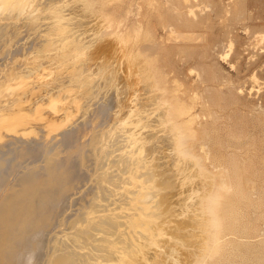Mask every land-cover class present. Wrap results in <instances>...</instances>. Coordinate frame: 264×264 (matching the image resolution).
Here are the masks:
<instances>
[{
	"label": "rangeland",
	"instance_id": "rangeland-1",
	"mask_svg": "<svg viewBox=\"0 0 264 264\" xmlns=\"http://www.w3.org/2000/svg\"><path fill=\"white\" fill-rule=\"evenodd\" d=\"M6 1L0 0V136H6L0 139V145L5 143L3 148L1 147L0 161L3 164L1 167L2 175L6 177L9 175L7 177L9 182L5 185L10 188L21 173L35 167L45 166L51 159L60 160L62 156L63 159L67 156V150L79 152L80 155L81 151L87 149V154L92 155L89 156L84 151L81 154L84 155L85 153L86 155L83 157L81 155L82 158L77 156L75 158L77 162L72 160L74 161L72 164H76V170L80 175L90 173L86 170L91 168V171L95 168L94 163H92L95 160V156H93L95 140L99 143V145L97 144L98 149H107V154L105 152L103 157L100 156L99 158L98 169H93V173L91 171L90 174L92 179L94 178L93 181L96 178L95 183L99 181L102 183L101 187L104 188L100 190L101 193L97 191L96 195H90L91 202L88 201L85 204L87 207L83 206L79 200L83 194L80 191L83 185L76 181L78 179L74 180L76 185L71 184L73 186H70L69 191L76 193L69 192L68 197L62 198L64 201L58 200L56 204L58 209L53 220L56 228L53 230V234H50L49 230L44 234L46 235L43 236L44 248L41 249L42 253L40 252L41 254L38 255L39 260L36 256L31 264H46L48 258L49 264L54 262V264H104V261L105 264L110 261L114 264H118L117 262L130 264L129 260H132V264H146V262L147 264H193L196 254L201 253L199 249L202 250L204 245L201 242L205 240V223L203 222L206 219L203 218H206V214L203 216V212H200V209L203 210V208H201L199 199L201 196L199 197V195L210 188L208 184L211 183L209 178L212 176L206 175L205 178V175H201L198 172L197 164L191 160L190 162L184 160V163L179 164L181 167L177 165V169L175 168V161L171 155L173 149L165 136L169 127L167 126V130L164 124H168V122L163 120L162 114V117L159 114L164 108L162 106L164 102L159 95H156L158 90L152 91L155 90V87H151V85L153 86L151 84L153 77L148 78L152 81L145 80V73L147 72L145 69L148 70V67L151 66L142 65L143 63L140 62L144 59L143 49L144 53L155 60V68L159 67L160 72L163 70L162 75H166L165 77L168 78L166 80L168 82L164 85L166 88L165 95L171 97L175 93L176 96H180L181 102L183 101L185 105L191 107V112L193 111L195 116L193 128L197 131L196 141H189L191 144L195 143L194 146L192 145V150L197 156L203 157L202 163L209 171L211 170L210 174H216L215 182L218 183L216 185L222 182V184L220 183L221 186L219 185L221 188L216 206V213L219 217V224L216 229L219 231L222 240L220 239L218 250L215 249L217 252H214L213 256H210L211 258H206L207 264H264V0ZM139 44L143 47L142 50ZM143 66L145 72H142ZM148 72H151V69ZM140 74L144 78V82L147 83L142 81ZM147 87L152 88L149 89L150 92L145 89ZM149 93L152 97L157 96L156 99L154 97L146 99L145 96H150ZM154 100H161L162 102L157 103ZM106 103L108 105L104 108ZM138 107L144 108L143 110L147 113L150 112L149 115ZM157 107L159 113H157ZM131 109L133 113L141 111L140 114L149 116V123H152V127L155 124L152 131L155 134V141L157 140L154 142L158 146L155 144V149L149 147L147 150V153L149 152L148 154L151 155L150 157L154 158V165L151 164L152 160L150 159L152 158L149 157V159V155L145 154V157L147 156L146 158L149 159L148 162L146 161L147 165L144 162L143 166H137L138 162H136L133 163L132 168L131 162L133 161H130L124 166L118 153L125 149V145L118 142L123 141L125 136H123V140L121 136L120 138L117 137L119 138V140L116 139L117 143H111V137L121 128H125L123 124L129 114L132 113L129 111ZM134 109L138 111L135 112ZM147 109L148 111H146ZM96 110L97 112H95ZM95 113L101 115L99 125L101 124L100 127L102 128L95 125L96 129L98 128L97 133H95V126L91 125L92 119L95 117L98 119ZM105 115L107 116L105 117ZM156 118L159 123L156 122ZM91 120L92 122H90ZM89 123L91 124L89 125ZM84 124L89 125L88 131L87 129L84 131L86 132L85 136L84 133L80 132L81 127L85 126ZM161 124L165 129L164 132L163 128L160 127ZM79 126L78 130L77 127ZM155 127L159 129V132L156 131ZM112 128L113 130H111ZM65 131H74L80 136L82 135L80 137L82 140L77 138V144H75L77 148L75 146L66 147L63 139L60 141L59 138L63 137ZM61 135L62 137H60ZM83 138H86L87 142ZM89 142L90 145H86ZM61 144L62 146H60ZM100 144L103 146L101 147ZM18 146L20 149L24 146L35 147L36 149L39 146V150L35 151L38 154L29 160L32 161V164L29 163L30 166L27 164L28 161L23 162L24 165H19L18 162L21 159L18 157ZM74 148L76 149L74 150ZM62 149L64 153H62ZM89 151L91 152L89 153ZM2 154L3 156H1ZM118 156L119 158H117ZM141 161L139 160V162ZM115 164L116 166H114ZM11 169L14 172L17 170L12 173ZM151 170L152 172H150ZM130 173L132 177H141L147 173L146 177L143 178L150 180L149 182H152L154 186L156 185L155 187L159 189L163 184L165 187L170 183L169 189L166 186L165 191L163 190L165 193L160 192L157 194L158 197L153 195L157 193L154 190L144 194H138L137 190H132V194L129 195L123 193L124 196L126 195L125 198L129 196L126 200L121 194L123 200L114 188H117L118 184L121 185L122 183L123 185V182L129 183ZM197 173H200L201 176ZM188 174L190 175L188 176ZM91 176L83 189L92 183ZM122 177L124 180L121 179ZM170 179L172 180L170 181ZM155 180L158 181L159 185ZM206 180L210 183H207ZM204 182H206V186ZM114 184L117 185L114 186ZM79 186L81 187L79 188ZM230 186L232 187L230 188ZM5 187V189L0 187V193L3 190L8 193L7 186ZM77 188H79L78 192ZM203 189H205L204 192ZM115 192L117 195L114 194ZM7 193H1L0 196L3 198ZM115 195L117 197L119 195L120 198ZM145 195L149 197L146 196V199ZM95 196L97 199L101 197L102 200L93 201ZM136 196L142 198L140 199L141 202L142 200L145 202L144 199L147 203L152 202L153 208L155 207L153 210L156 214L154 216L156 220L149 227L151 232L155 231L154 239L152 238L155 242L149 240V243L153 244L152 248L148 246L149 243H145L147 240L144 239L145 233L136 225L134 219L131 221V218H127L130 219L131 223L134 222L131 225L125 219L127 217L125 213L116 214L118 210H115L116 212L113 214L109 209L103 210L106 207H117L118 203L121 206L124 204V206L127 204V206L129 204L133 206L130 197L137 198ZM112 198L115 199L112 200ZM112 201H115L116 204ZM102 202L104 205L101 204ZM141 202L138 203L140 207L142 206ZM134 203L138 206L137 202L134 201ZM142 204L144 205V203ZM101 205L103 208L100 207ZM119 205L118 208H120ZM132 209L130 210L136 212L135 209V211ZM95 213L101 215L100 220L95 217ZM63 215L66 218L62 219ZM119 215L125 217L122 218L128 223L127 226L123 219H119ZM61 219L62 221H59ZM56 221L62 222V225L58 226ZM99 222L109 225V230L105 231L104 228L101 230L102 225ZM92 223H98L94 225L95 229L93 228L94 231L97 229L96 233L92 230ZM99 226L101 227L99 228ZM131 226H135L137 232L135 228L132 230ZM144 226L147 227L148 225ZM138 232L141 233L138 234ZM158 233L160 235L156 242L155 238H157ZM129 235L135 238L132 236L128 238ZM122 237L125 240L128 238V241ZM111 238L112 241L106 240ZM113 239H115L114 242ZM100 241L103 242L101 245ZM132 242L139 245L134 246ZM51 243L53 244L51 245ZM105 243L106 245H103ZM110 243L114 248L109 249ZM123 243L124 247L128 248L127 253L122 252L125 255L116 252ZM98 245L100 247H97ZM105 246L111 251V255L109 251H105V249L107 250ZM115 247L116 251L114 252ZM159 249L163 250V253ZM194 250L197 253L196 251L193 252ZM157 252L159 253L157 254ZM101 253L102 255L105 253L107 256L102 257ZM115 253L117 254L115 255ZM64 257L68 258L63 259ZM99 259L101 262L97 263Z\"/></svg>",
	"mask_w": 264,
	"mask_h": 264
},
{
	"label": "bare ground",
	"instance_id": "bare-ground-1",
	"mask_svg": "<svg viewBox=\"0 0 264 264\" xmlns=\"http://www.w3.org/2000/svg\"><path fill=\"white\" fill-rule=\"evenodd\" d=\"M13 1H15V0H13ZM6 2H8V0L6 1ZM22 2V1H21ZM6 4H8V3H6ZM13 4V3H12ZM19 9V8H18ZM15 11H16V9H15ZM188 21H189V19H188ZM101 28V27H100ZM106 28V27H105ZM175 32V31H174ZM179 33V32H178ZM182 33V32H181ZM183 34V33H182ZM101 35V34H100ZM178 36H179V34H177ZM186 36V35H185ZM188 36V35H187ZM186 36V37H187ZM107 37V36H106ZM183 37V36H182ZM194 37V36H193ZM191 38H192V36H191ZM153 43H155L154 41H153ZM146 44V43H145ZM149 45H150V43H149ZM154 45V44H153ZM139 46L141 47V45L139 44ZM145 46V45H144ZM148 46V45H147ZM152 46V45H151ZM154 47V46H153ZM139 48V47H138ZM147 48V47H146ZM137 49V48H136ZM141 50L143 49V47H141L140 48ZM148 49H150V48H148ZM151 49H152V47H151ZM140 50V51H141ZM146 50V49H145ZM137 51V50H136ZM131 52H132V50H131ZM138 52V51H137ZM142 52V51H141ZM145 51H144V49H143V56H144V59H140L139 61L140 62H142L143 64L142 65H144V64H148V66L150 65L151 67L149 68L148 67V70L150 71V69H151V72H148V70H146L145 68H144V66L142 67V69L144 68L145 69V71H147L146 73H145V80L147 81V80H151V79H148L150 76H152L151 78H152V82H151V84H153V86L151 85V87L153 88V87H155V90H152V91H156V90H158L157 91V96L159 95V97H160V99L164 102L163 104L165 105H163L162 104V106L164 107V108H162L161 106H160V109L162 108V113L160 112H158V107L156 108L157 109V113H159L160 114V116H161V114H162V116H163V120H165L166 122H168V124H164L165 125V128L167 129V126L169 127L165 132L167 133V135H165L166 136V138L170 141V143H171V146H172V149H173V151H172V153H171V155H173V159H174V164H175V168L177 169V165L179 166V167H181L179 164H182V163H184V160H185V162H186V160L188 161V162H190V160H191V162H195V164H197V167H198V172H200L201 173V175H205L204 177L206 178L208 175H210V176H212L213 177V179H211V178H209L210 180H211V183H212V185L210 186V181H208V180H206L207 181V183L209 182L210 184H208L209 185V189L207 190V191H205L204 192V190L205 189H203V192L204 193H202V195H199V199H200V201H201V208H203V210L202 209H200V212L202 211L203 213V216L206 214V218L204 217L203 219L205 220V222H203V223H205L204 225V227H205V229H204V232H205V240L201 237V239L202 240H204V242L202 241L201 243H203L204 245L202 246V250L201 249H199V251H201V253L200 254H196V256H195V258H194V260H193V264H207V261H206V258L207 257H210V256H213V254H214V252H215V249L216 250H218V248L217 247H219V245H220V242H221V237H220V233H219V231L216 229V227L218 226V224H219V217H218V215H217V213H216V206H217V202H218V198H219V192H220V186H221V184H222V182H219V185H216V184H218V183H216L215 182V175L216 174H213V173H211L210 174V172H211V170L209 171L208 169H207V167L205 166V165H203V157H199V156H197V154H195L194 152H193V150H192V145L193 144H195V143H193V144H191V142H189L190 140H195L196 139V137H197V131H196V129H194L193 128V122L195 121L194 120V118H195V116H194V114H193V111L191 112V107H188L187 105H185V102H181L179 99V97L178 96H176L175 95V93H174V96H171V97H167L166 95H165V91H166V88H165V83L166 82H168V81H166L168 78L167 77H165L164 75H162V73H163V70H162V72H160L161 70L159 69V67L158 68H155L156 67V64H155V60L154 59H152L151 57H149L146 53H144ZM133 53V52H132ZM150 53V52H149ZM156 54V53H155ZM74 55V54H73ZM133 56V55H132ZM153 56V55H152ZM123 57V56H122ZM127 57V56H126ZM134 59V58H133ZM136 59V58H135ZM136 64V63H135ZM140 64V63H139ZM138 65V64H137ZM141 65V64H140ZM139 65V67H141ZM138 67V68H139ZM146 67V66H145ZM144 69L142 70V72H145L144 71ZM138 71H139V69H138ZM141 71V70H140ZM84 72V71H83ZM139 73V72H138ZM165 73V72H164ZM141 74H143V73H141ZM140 74V75H141ZM136 76V75H135ZM138 76V75H137ZM141 77H142V75H141ZM140 77V78H141ZM138 78V77H137ZM101 79H102V77H101ZM141 79H143L142 81L144 82V78L142 77ZM148 81V82H149ZM142 82V83H143ZM144 83H147V82H144ZM177 83V82H176ZM150 84V83H149ZM128 85V84H127ZM148 85V84H147ZM147 85H145V86H147ZM167 86H168V83L166 84ZM144 86V87H145ZM149 86V85H148ZM166 86V87H167ZM151 87H147V88H145V89H147V91L148 92H150L149 91V89L151 90L152 88ZM117 88V87H116ZM172 89V88H171ZM171 89H170V92H171ZM96 90V89H95ZM167 90H168V88H167ZM94 91V90H93ZM174 91V90H173ZM175 91H176V89H175ZM177 92V91H176ZM135 93V92H134ZM142 93V92H141ZM159 93V94H158ZM138 94V93H137ZM150 94V96L148 95V96H145V98L147 99H149L150 97H152V95H151V93H149ZM154 94V93H153ZM108 95V94H107ZM169 95V94H168ZM171 95V94H170ZM115 96V95H114ZM157 96H153L155 99H156V97ZM152 97V98H153ZM151 98V99H152ZM106 98H104V100H105ZM104 100H103V102H104ZM134 100H135V98H134ZM139 100V99H138ZM141 100V99H140ZM160 100V101H161ZM100 101V100H99ZM113 101V100H112ZM112 101H110V102H112ZM152 101H153V99H152ZM155 101H157V100H154V102ZM160 101H157V103L158 102H160ZM161 101V102H162ZM106 102H108L107 101V99H106ZM148 102V101H147ZM100 103V102H99ZM113 103V102H112ZM101 104V103H100ZM137 104H138V102H137ZM150 104V103H149ZM103 105V104H102ZM101 105V106H102ZM107 103H106V106H105V104H104V108L105 107H107ZM139 105V104H138ZM137 105V106H138ZM159 105H161V103H159ZM136 106V105H135ZM151 106V105H150ZM149 106V107H150ZM153 106V105H152ZM155 106V105H154ZM158 106V105H157ZM191 106V105H190ZM109 107V106H108ZM112 107V106H111ZM143 107V106H142ZM135 108V107H134ZM139 109H141L142 111H144L145 112V110H143L144 108H141V107H138ZM102 109H103V107H102ZM111 109V108H110ZM151 109V108H150ZM107 110V109H106ZM101 111V110H100ZM130 112H132V109L131 110H129ZM134 111L136 112V111H138V110H136V109H134ZM140 111V110H139ZM146 111H148V109L146 110ZM95 112H97V110L95 111ZM107 112H109V111H107ZM129 112V113H130ZM141 112V111H140ZM140 112L139 113H128L129 114V117H127V119L124 121V126H125V128H119L118 130L119 131H115L116 133L114 134L113 132V134H114V136L116 137V138H113V137H111L112 138V144H114L117 140H119V138L121 137L122 138V140H123V136H125L124 137V140H125V143L123 144V142H124V140L123 141H119L118 143H120L121 142V144L122 145H125V149H123V150H121L120 151V153H118L119 154V156L121 157L120 159L122 160V163L124 164V166L126 165V163H129L130 161H133V162H131L132 163V168H133V163H136V162H138V165L137 166H143L144 165V162H145V164H146V161L148 162V160L150 159V158H152V157H150L151 155H149L148 153H147V150H148V148L150 147V148H152V149H155L156 147V145L158 146V144H156L155 142L157 141H155V139H154V133H153V131H152V128L154 129V126H155V124H154V126L152 127V123L150 124L149 123V116H147L146 114H140ZM152 112V111H151ZM92 113H94V112H92ZM104 113V112H103ZM145 113H147V112H145ZM150 113V112H149ZM149 113H147L148 115H149ZM155 113V112H154ZM105 114V113H104ZM108 114V113H107ZM159 114H158V117H160L159 116ZM93 115V114H92ZM95 115L96 116H98V119H96V117L94 118V119H92L93 120V122H92V120L90 121V122H92V124L91 123H89V125L91 124L92 126H95V125H99V123L101 122V119H99V117H101V115L100 114H96L95 113ZM100 115V116H99ZM103 116V115H102ZM107 115H105V117H106ZM123 116V115H122ZM161 116V117H162ZM94 117V116H93ZM119 117V116H118ZM152 117V116H151ZM91 118V117H90ZM120 118V117H119ZM119 118H118V120H119ZM85 119V118H84ZM104 119V118H103ZM106 119V118H105ZM155 119V118H154ZM157 119V118H156ZM161 119V120H162ZM86 120V119H85ZM160 120V121H161ZM162 120V121H163ZM104 121V120H103ZM102 121V123H104ZM161 121V122H162ZM85 122V121H84ZM83 122V123H84ZM86 122H89V121H86ZM156 122H158V119L156 120ZM164 122V121H163ZM159 123V122H158ZM165 123V122H164ZM115 124V123H114ZM157 124V123H156ZM81 125V124H80ZM85 126L84 127H81V130H80V132H82V133H84V136L86 135L85 133L86 132H84L87 128H88V126L89 125H87V124H84ZM101 125V124H100ZM100 125H99V128H102V127H100ZM102 126V125H101ZM112 126V125H111ZM110 126V127H111ZM158 126V125H157ZM75 127V126H74ZM91 127V126H90ZM89 127V128H90ZM161 128H163V125L161 124V126H160ZM159 127V128H160ZM78 128V130H79V128H80V126L79 127H77ZM76 128V129H77ZM114 128V127H113ZM113 128L111 129V130H113ZM160 128V129H161ZM92 129V128H91ZM155 129H157L156 131H158L159 129L158 128H156L155 127ZM95 130H96V132L95 131H93V132H95V133H97L98 132V128L96 129V126H95ZM100 130V129H99ZM107 130H108V128H107ZM123 130H125L124 132H122ZM164 128H163V132H164ZM87 131H88V129H87ZM91 131V130H90ZM109 131V130H108ZM92 132V131H91ZM159 132V131H158ZM157 132V133H158ZM162 132V131H161ZM88 133V132H87ZM104 133V132H103ZM152 133H153V135H152ZM156 133V132H155ZM156 133V134H157ZM165 133V134H166ZM3 134H5V133H3ZM106 134V133H105ZM104 134V135H105ZM111 134V133H110ZM88 135H90V134H88ZM92 135H93V133H92ZM97 135V134H96ZM5 135H2V137L0 136V139L1 138H3ZM7 136H9V135H7ZM82 136V135H81ZM80 134L79 133H75L74 131H65L64 132V134H63V137H62V135L60 136V137H62V138H59L60 139V141H61V139H63L62 141L64 142V144H65V146L67 147H73V146H75L76 147V145L75 144H77L76 142H77V140L78 139H80ZM94 136H95V134H94ZM98 136H99V134H98ZM98 136H97V139H98V141H99V138H98ZM156 136H158V135H156ZM155 136V137H156ZM6 137V136H5ZM79 137V138H78ZM88 137V136H87ZM86 137V138H87ZM90 137H91V135H90ZM117 137H119V138H117ZM78 138V139H77ZM85 138V139H86ZM158 138V137H157ZM84 139V138H83ZM84 139V140H85ZM117 139V140H116ZM5 140V139H4ZM57 140V139H56ZM80 140H82V139H80ZM87 140V139H86ZM85 140V142H87ZM90 140V139H89ZM1 141V140H0ZM58 141V140H57ZM91 141H93V140H91ZM101 141H103V140H101ZM155 141V142H154ZM196 141V140H195ZM195 141H193V142H195ZM80 142V141H79ZM82 142V141H81ZM95 142H96V144H95V152L93 153V156H95V160H94V162L92 161V159L94 158L93 156H91V157H93L92 159H90L91 161H92V163H94V165L93 166H95V168L96 169H98L97 168V165L99 164V158H100V156L101 157H103V154L107 151V149H105V148H102V149H98V145H99V143L97 142V140H95ZM109 142H110V140H109ZM57 143H59V142H57ZM61 143V142H60ZM59 143V144H60ZM117 143V142H116ZM3 144H5V143H3ZM0 145V151L2 150V148H3V146L4 145ZM53 144V143H52ZM63 144V145H64ZM98 144V145H97ZM103 144V143H102ZM112 144H110V145H112ZM156 144V145H155ZM169 144V143H168ZM15 145V144H14ZM16 145H18V144H16ZM21 145H23V144H21ZM21 145H19V146H21ZM29 145V144H28ZM27 145V146H28ZM80 145V144H79ZM82 145H84V144H82ZM86 145H90V142L88 143V144H86ZM85 145V146H86ZM101 145V144H100ZM104 145V144H103ZM103 145H101V147L103 146ZM106 145V144H105ZM18 146V147H19ZM23 147V148H21L20 149V147L18 148V157L21 159H19L18 161V163H19V165L21 166V164L23 163V162H27V164H28V166H30L29 165V163L30 164H32V161H29L30 159L32 160V158H34V155L35 154H38V153H36L35 151H37V149L39 150V146L35 149V147L34 148H32V147ZM60 146H62V144L60 145ZM92 146V145H91ZM91 146H90V148H91ZM94 146V145H93ZM108 146V145H107ZM106 146V147H107ZM194 146V145H193ZM2 147V148H1ZM17 147V146H16ZM45 147V146H44ZM109 147V146H108ZM107 147V148H108ZM118 147V146H117ZM122 147V146H121ZM32 148V149H31ZM77 148V147H76ZM76 148H74V150L76 149ZM86 148H88L89 149V147H87L86 146ZM94 148V147H93ZM63 149H65V148H63ZM63 149L61 150L62 151V153H64V151H63ZM82 149V148H81ZM84 149V148H83ZM111 149V148H110ZM119 149V148H118ZM117 149V150H118ZM4 150H5V148H4ZM67 150V149H66ZM65 150V151H66ZM90 150V149H89ZM84 151H86V154H87V149L86 150H84ZM83 151V152H84ZM92 151V150H91ZM91 151H89V153L91 152ZM157 151H158V149H157ZM156 151V152H157ZM161 150H159V152H160ZM15 152H17V151H15ZM59 152V151H58ZM74 152V153H73ZM82 151H81V153H83ZM102 152V153H101ZM156 152H155V154H156ZM162 152V151H161ZM6 153V152H5ZM10 153V152H9ZM80 153V155H79V152H75V151H72V150H67V156H65V154H64V158L62 159V157H60L61 159L59 160L58 158V160H56V159H51L48 163H46V165L45 166H41V167H35V168H33V169H31V170H28L27 172H23V173H21L19 176H18V178H17V180L15 181V183H14V185L12 186L11 185V187L10 188H8V185H5V184H7L9 181H8V179L9 178H7V177H9V175H7V177L5 176V175H2V173H1V167H3L2 165V162L0 161V187H2V189L4 188H6L5 186H7V189H8V193L5 191L4 192V190H3V192H1V193H7L5 196H3V198L0 196V264H31V261L33 260V258L34 259H36V256H37V258H38V255L39 254H41L42 252H41V249L42 248H44L43 246V236H46V235H44L45 233H47V232H49L50 231V234H53L52 232H53V230H55V228H56V225H54L53 223V220H54V218H55V216H56V211H57V209L58 208H56L57 206H56V204L58 203V200L59 199H62V198H66V197H68V193L70 192V193H72V192H74V193H76L75 191H69L70 190V186H73L75 183H74V180H76V179H78V180H76V181H78L79 183H80V185H81V183H82V188H81V190L80 191H82L83 192V194H82V196L80 197V199L79 200H81L80 201V203H81V205H85L88 201H90V197L93 195H96V192L97 191H99L100 192V190L101 189H103L101 186H102V183H95L97 180H96V178H95V180L93 181V179H92V176L90 175L91 174V171L93 170V169H95V168H93L91 171H90V169L89 170H86L87 172H90V173H87V174H84L83 172V175H80L78 172H77V170H76V167L77 166H75L74 164H72L74 161H72V160H75V158L77 157V156H80V158H82L84 155H86L85 153H84V155H82ZM106 154H107V152H106ZM145 154H148L149 156H148V158L149 159H147L146 157H145ZM6 155V154H5ZM81 155H82V157H81ZM87 155H89V154H87ZM90 155H92V154H90ZM89 155V156H90ZM159 155V154H158ZM200 155V154H199ZM1 156H3V154L1 155ZM38 156V155H37ZM106 156V155H105ZM111 156V155H110ZM119 156L117 157V158H119ZM207 156V155H206ZM12 157V156H11ZM90 157V158H91ZM172 157V156H171ZM1 158V157H0ZM13 158V157H12ZM35 158H37V157H35ZM40 158V157H39ZM54 158V157H53ZM79 158V159H80ZM86 158V157H85ZM88 158V157H87ZM144 158H146V159H144ZM84 159V158H83ZM120 159H119V161H120ZM144 159V160H143ZM153 159L154 158H152V159H150V160H152V163L151 164H153ZM165 159V158H164ZM14 160V159H13ZM24 160V161H23ZM34 160V159H33ZM78 160V159H77ZM82 160V159H81ZM86 160V159H85ZM139 160L141 161V162H139ZM14 161H16V160H14ZM76 161V160H75ZM156 161V160H155ZM77 162V161H76ZM75 162V163H76ZM187 162V163H188ZM13 163V162H12ZM82 163H83V161H82ZM131 163H130V165H131ZM5 164V163H4ZM190 164V163H189ZM194 164V167L196 166ZM211 164V163H210ZM10 165V164H9ZM12 165V164H11ZM22 165H24V164H22ZM84 165V164H83ZM82 165V166H83ZM87 165V164H86ZM110 165V164H109ZM147 165V164H146ZM149 165V164H148ZM154 165V164H153ZM156 165V164H155ZM13 166V165H12ZM27 166V167H28ZM114 166H116V164L114 165ZM119 166V165H118ZM120 166H123V165H120ZM128 166V165H127ZM126 166V167H127ZM136 166V167H137ZM191 166H192V164H191ZM6 167H7V164H6ZM126 167H125V169H126ZM145 167H147V166H145ZM148 167H151V166H148ZM194 167H192L193 169H194ZM18 168V167H17ZM24 168H26V167H24ZM31 168V167H30ZM128 168V167H127ZM137 168H139V167H137ZM136 168V169H137ZM142 168V167H141ZM140 168V169H141ZM158 168V167H157ZM156 168V169H157ZM161 168V167H160ZM191 168V169H192ZM13 169H15V168H13ZM88 169V168H87ZM129 169H130V167H129ZM156 169H155V171H156ZM178 169H180V168H178ZM181 169H184V168H181ZM196 169V168H195ZM5 170V169H4ZM12 170V169H11ZM17 170V169H16ZM16 170H15V172H16ZM118 170V169H117ZM144 170V169H143ZM149 170V169H148ZM147 170V171H148ZM158 170V169H157ZM190 170V169H189ZM188 170V171H189ZM227 170V169H226ZM225 170V171H226ZM13 171V172H12ZM12 171H10V172H12V173H15L14 172V170H12ZM112 171V170H111ZM132 171V170H131ZM145 171V170H144ZM181 171V170H180ZM179 171V172H180ZM183 171V170H182ZM197 171V170H196ZM6 172V171H5ZM9 172V171H8ZM96 172H97V170H96ZM114 172V171H113ZM117 172V171H116ZM136 172V171H135ZM135 172H133L135 175H137ZM146 172V171H145ZM150 172H152V170L150 171ZM150 172H148V173H150ZM209 172V173H208ZM217 172V171H216ZM81 173V172H80ZM92 173H93V171H92ZM118 173V172H117ZM121 173V172H120ZM127 173V172H126ZM181 173V172H180ZM182 173H184V172H182ZM187 173V172H186ZM200 173H197V174H199L200 175ZM221 173V172H220ZM3 174H5V173H3ZM7 174V173H6ZM9 174H11V173H9ZM96 174V173H95ZM99 174V173H98ZM146 174L147 173H144V175H142L141 177H132L131 176V173H130V175H129V183L126 181V183L125 182H123L124 184L122 185V183H121V185H119L118 184V187L117 188H114V190L117 192V194H120V196L122 197V195L121 194H123V193H127L128 195L132 192V190H137L139 193L138 194H144V193H146L147 191H150V190H154V191H156L157 193L156 194H153V195H156L157 196V194H160V192H164L165 190V187L166 186H168L169 184H167L165 187L163 186V185H165V184H163L162 186H163V188H161L162 186H160V188L158 189L157 187H155L154 186V184L152 183V182H149L148 180H146L145 178H143V177H146ZM152 174V173H151ZM154 174V173H153ZM193 174V173H192ZM218 174V173H217ZM222 174H223V171H222ZM222 174H219V175H222ZM110 175V174H109ZM164 175V174H163ZM186 175V174H185ZM184 175V176H185ZM190 174H188V176H189ZM199 175H198V177H199ZM200 175V176H201ZM207 175V176H206ZM224 175V174H223ZM11 176V175H10ZM12 176H13V174H12ZM91 176V181H92V183L91 184H89V186L87 187V188H85V189H83V187L85 186L86 187V185H87V180H88V178ZM95 176V175H94ZM116 176V175H115ZM119 176V175H118ZM122 176V175H121ZM149 176V175H148ZM147 176V177H148ZM154 176V175H153ZM155 176H156V174H155ZM165 176V175H164ZM15 177V176H14ZM114 177V176H113ZM124 177H126V176H124ZM150 177H152V176H150ZM163 177V176H162ZM198 177H197V179H198ZM225 177V176H224ZM80 178V179H79ZM115 178V177H114ZM157 178V177H156ZM190 178V177H189ZM201 178V177H200ZM220 178H221V176H220ZM16 179V178H15ZM14 179V180H15ZM98 179H99V177H98ZM119 179V178H118ZM121 179H123V177L121 178ZM158 179V178H157ZM197 179H196V181H197ZM203 179V178H202ZM222 179H223V177H222ZM116 180V179H115ZM124 180V179H123ZM125 180H128V179H125ZM167 180H168V177H167ZM172 179H170V181H171ZM176 180V179H175ZM191 180V179H190ZM189 180V181H190ZM199 180V179H198ZM224 180V179H223ZM222 180V181H223ZM157 183H158V181L157 180H155ZM155 181H153L154 183H155ZM192 181V180H191ZM204 181H205V179H204ZM225 182H226V180H224ZM166 182H168V181H166ZM201 182V181H200ZM12 183V182H11ZM79 183H77V185H79ZM109 183V182H108ZM114 183V182H113ZM176 183V182H175ZM184 183H186V182H184ZM203 183V182H202ZM221 183V184H220ZM71 184H73V185H71ZM109 184H111V183H109ZM108 184V185H109ZM126 184V185H125ZM174 184V183H173ZM197 184V183H196ZM204 184H205V186L207 185L206 184V182H204ZM226 184V183H225ZM224 184V186H226ZM10 185V184H9ZM76 185V184H75ZM107 185V184H106ZM115 185H117V184H114V186ZM158 185H159V183H158ZM161 185V184H160ZM230 185V184H229ZM104 186V185H103ZM112 186H113V184H112ZM111 186V187H112ZM184 186V185H183ZM228 186V185H227ZM226 186V187H227ZM77 187V186H76ZM81 186H79V188H80ZM110 187V186H109ZM110 187V188H111ZM232 186H230V188H231ZM79 188H77V192H78V189ZM100 188V189H99ZM157 188V189H156ZM204 188H206V187H204ZM224 188V187H223ZM1 189V190H2ZM6 189V190H7ZM105 189H106V187H105ZM113 189V188H112ZM168 189H169V186H168ZM167 189V190H168ZM227 189H228V187H227ZM241 189V188H240ZM74 190V189H73ZM164 190V191H163ZM189 190V189H188ZM198 190V189H197ZM202 190V189H201ZM113 191V190H112ZM195 191V190H194ZM227 191V190H226ZM240 191H242V190H240ZM114 192V191H113ZM116 192L114 193V194H116ZM136 192V191H135ZM189 192H191V191H189ZM1 193H0V195H1ZM101 193V192H100ZM165 193V192H164ZM164 193H162L163 195L162 196H164ZM167 193V192H166ZM194 193V192H193ZM113 194V195H114ZM116 194V195H117ZM132 194V193H131ZM151 194V193H150ZM195 194V193H194ZM198 194V193H197ZM196 194V196H198ZM71 195H73V194H71ZM91 195V196H90ZM115 195V196H116ZM193 195V194H192ZM70 196V195H69ZM123 196H124V194H123ZM126 196V195H125ZM125 196H124V198H125ZM130 196H132V195H130ZM133 196H135V195H133ZM149 197L148 195H145V197ZM159 196H161V195H159ZM180 196V195H179ZM195 196V197H196ZM97 196H95L94 198H93V201H95L97 198H96ZM117 197V196H116ZM127 197H129V196H127ZM126 197V198H127ZM137 197V196H136ZM147 197H146V199H147ZM158 197V196H157ZM182 197V196H181ZM64 198V199H65ZM117 198H120L119 197V195H118V197ZM117 198H116V200H117ZM126 198H125V200H126ZM193 198V197H192ZM64 199H62L63 201H64ZM75 199V198H74ZM92 199V198H91ZM98 199H99V197H98ZM97 199V200H98ZM100 199L102 200V198L100 197ZM100 199H99V201H100ZM115 198H112V200H114ZM122 199H123V197H122ZM130 199H131V201H133V202H131L129 199H127L129 202H131V204H133V206H130V204H129V206H124V205H122L121 206V204L119 205V203H118V205H119V207L120 208H118V205H117V207L116 206H113V207H106V208H103L102 207V205L100 206L101 208H103V210H106V209H109V210H111L112 211V213L114 214L117 210V212H116V214H118V213H121V215H122V213H125L126 215H127V217L125 218V217H123V218H125V219H127V218H131V221H132V219H134L135 220V222H136V225L140 228V230L142 231V232H144L145 234H144V239H147V240H145V243H149V240H151L152 242L154 241L153 239V237H154V234H155V231L154 232H151L150 231V229H149V227H151V225L152 224H154L155 223V221L154 220H156L155 218H154V216L156 215L155 214V211L153 210L154 208H153V203L151 202H149V203H147L146 202V199H144L145 200V202H143V200H142V202H141V200L140 199H142V198H140V197H137V198H134V197H130ZM148 199H150V198H148ZM165 199V198H164ZM71 200H72V198H71ZM124 200V199H123ZM76 201V200H75ZM92 201V202H93ZM98 201V202H99ZM105 201V200H104ZM120 201V200H119ZM134 201L135 202H137V204L139 203L140 204V202H141V207H140V205L138 204V206L136 205V203H134ZM149 201H152V200H149ZM155 201V200H154ZM188 201V200H187ZM187 201H186V203H187ZM199 201V202H200ZM78 202V201H77ZM91 202V201H90ZM89 202V203H90ZM107 202V201H106ZM112 202H115V201H112ZM111 202V203H112ZM120 202H123V201H120ZM128 202V203H129ZM181 202V201H180ZM59 203H61L62 204V202H59ZM79 203V204H80ZM88 203V204H89ZM96 203V202H95ZM124 203H126V201H124ZM142 203H144V205L142 204ZM147 203V204H146ZM77 204V203H76ZM98 206H99V204H100V202H99V204L98 203H96ZM101 204H103L104 205V202H102ZM114 204H116V202L114 203ZM135 204V205H134ZM152 204V205H151ZM199 204V203H198ZM74 205H75V203H74ZM73 205V206H74ZM110 205V204H109ZM108 205V206H109ZM195 205V204H194ZM61 206V205H60ZM86 206V205H85ZM179 206V205H178ZM87 207V206H86ZM89 207V206H88ZM99 207V208H100ZM171 207V206H170ZM192 207V206H191ZM72 208V207H71ZM99 208H96V209H99ZM100 208V209H101ZM116 208H118V209H116ZM124 208H126V209H124ZM133 208V209H132ZM86 209V208H85ZM88 209H90V208H88ZM130 209H132V210H136V212H133V211H131ZM172 209V208H171ZM62 210V209H61ZM80 210V209H79ZM116 210V211H115ZM134 210V211H135ZM157 211H158V209H156ZM185 210H187V209H185ZM195 210V209H194ZM193 210V211H194ZM198 210V209H197ZM60 211V210H59ZM58 211V212H59ZM70 211V210H69ZM86 211V210H85ZM94 211V210H93ZM97 212L99 211V210H96ZM95 211V212H96ZM188 211V210H187ZM186 211V212H187ZM239 211V210H238ZM64 212H65V210H64ZM91 212H92V210H91ZM167 212H168V210H167ZM192 212V211H191ZM197 212V211H196ZM205 212V213H204ZM86 213H88V212H86ZM86 213H85V216H86ZM94 213V212H93ZM158 213V212H157ZM199 213V212H198ZM71 214V213H70ZM96 214V213H95ZM116 214H115V216H116ZM163 214V213H162ZM165 214V213H164ZM169 214V213H168ZM177 214V213H176ZM187 214V213H186ZM59 215V214H58ZM61 215V214H60ZM69 215V214H68ZM72 215V214H71ZM77 215V214H76ZM125 215V216H126ZM73 216H75L74 214H73ZM88 216H90V215H88ZM100 214L99 213H97L96 215H95V217H97V219L99 218V220H100ZM114 216V217H115ZM120 216V215H119ZM162 216V215H161ZM164 216V215H163ZM180 216V215H179ZM195 216V215H194ZM201 216V215H200ZM65 216L63 215V217H62V219L64 218ZM68 217V216H67ZM117 217V216H116ZM121 216H120V218L119 219H123ZM153 217V218H152ZM66 218V217H65ZM75 218V217H74ZM118 218V217H117ZM161 218V217H160ZM159 218V219H160ZM169 218V217H168ZM168 218H166V219H168ZM184 218V217H183ZM196 218H198V217H196ZM62 219L61 220H59V221H62ZM86 220V219H85ZM88 220V219H87ZM95 220V219H94ZM118 220V219H117ZM124 220V219H123ZM164 220V219H163ZM198 220H199V218H198ZM58 221V222H59ZM63 221H65V220H63ZM96 222H98L97 220H95ZM125 221V220H124ZM165 221V220H164ZM188 221V220H187ZM197 221V220H196ZM195 221V222H196ZM57 222V221H56ZM57 222V225L59 226V225H62V222H59L58 223ZM86 222V221H85ZM91 222H92V220H91ZM119 222V221H118ZM126 222V221H125ZM127 222H130V219H127ZM125 223V225L126 224H128V223ZM166 222V221H165ZM164 222V223H165ZM171 222V221H170ZM185 222V221H184ZM189 222H191V221H189ZM200 222V221H199ZM202 222V221H201ZM121 223V222H120ZM134 222H130L129 224H133ZM157 223V222H156ZM172 223V222H171ZM203 223H202V225H203ZM93 224V223H92ZM98 223H96V224H93L92 226V230H93V228L95 227L94 225H97ZM99 224H101L102 225V228H100L101 226H99V228L102 230L103 228H104V230L105 231H107V230H109V228H108V226L109 225H107V224H104V223H101V222H99ZM168 224V223H167ZM191 224V223H190ZM118 225V224H117ZM144 225H148L147 227L146 226H144ZM127 226V225H126ZM171 226V225H170ZM200 226V225H199ZM88 227L90 228V226L88 225ZM122 227V226H121ZM129 227V226H128ZM156 227V226H155ZM158 227V226H157ZM164 227V226H163ZM195 227V226H194ZM203 227V226H202ZM97 228V227H96ZM132 228H135L136 229V232H137V228L135 227V226H131V229ZM166 228V227H165ZM188 228V227H187ZM218 228V227H217ZM95 229V228H94ZM126 229V228H125ZM135 229H134V231H135ZM162 229V228H161ZM167 229V228H166ZM183 229V228H182ZM49 230V231H48ZM99 230V229H98ZM133 230V229H132ZM196 230V229H195ZM94 231V230H93ZM93 231H92V233H93ZM96 231H97V229L94 231L95 233H96ZM122 231V230H121ZM120 231V232H121ZM126 231H128L127 229H126ZM131 230H129V232H130ZM183 231V230H182ZM99 232V231H98ZM97 232V233H98ZM124 232V231H123ZM158 232V231H157ZM156 232V233H157ZM160 232V231H159ZM164 232V231H163ZM169 232V231H168ZM172 232V231H171ZM184 232V231H183ZM100 233V232H99ZM126 233V232H125ZM131 233V232H130ZM139 233H141V232H138V234ZM198 233V232H197ZM94 234V233H93ZM101 234V233H100ZM99 234V235H100ZM113 234H115V233H113ZM119 234V233H118ZM117 234V235H118ZM121 234V233H120ZM126 234H129V233H126ZM126 234H124V235H126ZM160 234H161V232H160ZM159 233H158V235H156V237L157 238H155L156 239V242H157V239L159 238V235H160ZM165 234V233H164ZM183 234V233H182ZM188 234V233H187ZM226 234V233H225ZM142 235V234H141ZM162 235V234H161ZM201 235V234H200ZM51 236V235H50ZM96 236V235H95ZM97 236H98V234H97ZM96 236V238L98 239V237ZM119 236H121V235H119ZM130 236H132V235H129L128 236V238H130ZM143 236V235H142ZM168 236V235H167ZM194 236V235H193ZM203 236V235H202ZM225 235L223 234V237H224ZM126 236H124V238H125ZM132 237H134V236H132ZM196 237V236H195ZM204 237V236H203ZM50 237L48 236V239H49ZM53 238V237H52ZM106 238V237H105ZM104 238V239H105ZM114 238H116V237H114ZM123 237H122V239H124ZM128 238H127V240H125V241H128ZM135 238V237H134ZM153 238V239H152ZM166 238V237H165ZM226 238V237H225ZM47 239V240H48ZM55 239V238H54ZM99 239L101 240V238L99 237ZM121 239V238H120ZM194 239V238H193ZM201 239H200V241H201ZM221 239V240H220ZM50 240V239H49ZM53 240V239H52ZM94 240H96V239H94ZM107 241H112V238L111 239H106ZM102 241H103V239H102ZM115 241V239H113V242ZM119 241V240H118ZM122 241V240H121ZM120 241V242H121ZM146 241H148V242H146ZM150 241V242H151ZM54 242V241H53ZM106 242V241H105ZM130 242H131V240H130ZM155 242V241H154ZM153 242V243H154ZM173 242V241H172ZM97 243V242H96ZM99 243V242H98ZM101 243H103V242H101L100 241V245H101ZM107 243V242H106ZM106 243L105 244H103V245H106ZM126 243H129V242H126ZM133 243V242H132ZM163 243V242H162ZM223 243V242H222ZM221 243V244H222ZM53 243H51V245H52ZM54 244H55V242H54ZM108 244V243H107ZM112 243H110V246H108L109 247V249L111 248L112 249V245H111ZM115 244V243H114ZM113 244V245H114ZM122 244V243H121ZM134 244V243H133ZM167 244V243H166ZM189 244V243H188ZM48 245V244H47ZM56 245V244H55ZM116 245H117V243H116ZM126 245V244H125ZM128 245V244H127ZM135 245H139V244H134V246ZM141 245V244H140ZM146 245V244H145ZM155 245V244H154ZM158 245V244H157ZM182 245V244H181ZM54 246V245H53ZM76 246V245H75ZM92 246V245H91ZM118 246V245H117ZM121 246V245H120ZM131 247L133 246V245H130ZM130 246H129V249H130ZM147 246V245H146ZM148 246H150L151 248H152V246H153V244L151 245V243H149L148 244ZM148 246H147V248H148ZM45 247H46V245H45ZM54 247H56V246H54ZM97 247H100L99 245L97 246ZM106 247V246H105ZM127 247V246H126ZM144 247V246H143ZM155 248H156V246H154ZM173 247V246H172ZM195 247V246H194ZM47 248H48V246H47ZM49 248H51V247H49ZM102 248H104V247H102ZM107 248V247H106ZM114 248V247H113ZM118 248V247H117ZM159 248H161V247H159ZM191 248V247H190ZM199 248H201V247H199ZM53 249V248H52ZM68 249V248H67ZM95 249V248H94ZM100 249V248H99ZM128 249V248H127ZM125 247H124V243H123V245L120 247V248H118V251H116V247H115V250H114V252L116 251V252H119V253H122V252H126L127 253V250ZM154 249V248H153ZM158 249V248H157ZM50 250V249H49ZM49 250H47V251H49ZM79 250V249H78ZM104 250V249H103ZM112 250V251H113ZM149 250V249H148ZM151 250V249H150ZM149 250V251H150ZM188 250V249H187ZM197 250V249H196ZM196 250H194L193 252H195ZM51 251V250H50ZM76 251V250H75ZM94 251V250H93ZM100 251H102L101 249H100ZM105 251H109L108 250V248H107V250L105 249ZM104 251V252H105ZM154 251H155V249H154ZM158 251V250H157ZM159 251H162V253H163V250H161V249H159ZM220 251V250H219ZM41 252V253H40ZM68 252V251H67ZM67 252H66V255H67ZM96 252H98V251H96ZM95 252V253H96ZM110 252V255H111V251H109ZM109 252H107V253H109ZM217 252V251H216ZM215 252V253H216ZM47 253V252H46ZM45 253V254H46ZM49 253V252H48ZM103 253V252H102ZM102 253H101V255H102ZM129 253V252H128ZM147 253V252H146ZM159 252H157V254H158ZM196 253H197V251H196ZM100 254V253H99ZM117 253H115V255H116ZM122 254H124V253H122ZM100 255V256H101ZM121 255V254H120ZM125 255V254H124ZM141 255V254H140ZM146 255V254H145ZM148 255V254H147ZM50 256H51V252H50ZM56 256V255H55ZM65 256V255H64ZM107 255L104 253L103 255H102V257H106ZM123 256V255H122ZM121 256V257H122ZM127 256V255H126ZM125 256V257H126ZM215 256V255H214ZM69 257V256H68ZM68 257H64L63 259H65V258H68ZM96 257V256H95ZM111 257V256H110ZM115 257V256H114ZM144 257V256H143ZM164 257V256H163ZM175 257V256H174ZM41 258V257H40ZM60 258V257H59ZM70 258V257H69ZM97 259H98V257H96ZM95 258V259H96ZM101 258V257H100ZM108 258V257H107ZM124 258V257H123ZM127 258V257H126ZM126 258H124V259H126ZM132 258H134V257H132ZM147 258V257H146ZM153 258V257H152ZM151 258V259H152ZM179 258V257H178ZM211 258V257H210ZM51 259V258H50ZM114 259V258H113ZM38 260H39V258H38ZM43 260V259H42ZM57 260H58V258H57ZM56 260V261H57ZM102 260V259H101ZM103 260H104V258H103ZM110 260V259H109ZM123 260V259H122ZM121 260V261H122ZM149 260V259H148ZM35 261V260H34ZM41 261V260H40ZM51 261V260H50ZM61 261H63V260H61ZM65 261V260H64ZM97 261V260H96ZM99 261H100V259L98 260V262L97 263H99ZM113 261V260H112ZM118 261H120V260H118ZM135 261V260H134ZM144 261V260H143ZM165 261V260H164ZM178 261V260H177ZM190 261V260H189ZM48 262H49V258H48ZM48 262H46V264L48 263ZM67 262V261H66ZM101 262V261H100ZM108 262V261H107ZM123 262V261H122ZM130 264H132L131 262H132V260H129L128 261ZM37 263V262H36ZM45 263V262H44ZM52 263V262H51ZM55 263V262H54ZM53 263V264H54ZM63 263V262H62ZM104 264H105V261L103 262ZM109 264H114V262H108ZM107 263V264H108ZM118 264H119V262H117ZM121 263V262H120ZM134 263H136V262H134ZM165 263V262H164ZM190 263V262H189ZM49 264V263H48ZM64 264V263H63ZM74 264V263H73ZM95 264V263H94ZM102 264V263H101ZM125 264H127L126 262H125ZM146 264H147V262H146Z\"/></svg>",
	"mask_w": 264,
	"mask_h": 264
}]
</instances>
